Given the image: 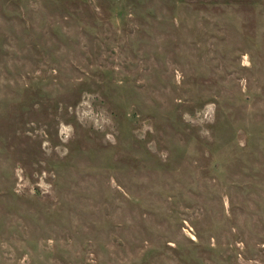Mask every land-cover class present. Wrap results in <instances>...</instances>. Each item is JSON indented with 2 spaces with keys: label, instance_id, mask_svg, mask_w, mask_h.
<instances>
[{
  "label": "rangeland",
  "instance_id": "374dc122",
  "mask_svg": "<svg viewBox=\"0 0 264 264\" xmlns=\"http://www.w3.org/2000/svg\"><path fill=\"white\" fill-rule=\"evenodd\" d=\"M0 264H264V0H0Z\"/></svg>",
  "mask_w": 264,
  "mask_h": 264
}]
</instances>
